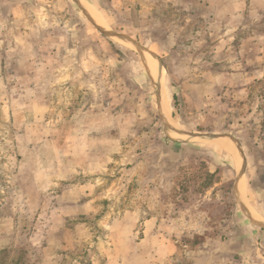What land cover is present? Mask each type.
Segmentation results:
<instances>
[{
  "label": "rangeland",
  "instance_id": "1",
  "mask_svg": "<svg viewBox=\"0 0 264 264\" xmlns=\"http://www.w3.org/2000/svg\"><path fill=\"white\" fill-rule=\"evenodd\" d=\"M235 1L0 0V264H264V0L237 11ZM148 53L185 138L168 131ZM31 95L42 108L23 105ZM18 114L40 135L36 161L51 151L65 162L63 135L87 133L99 169L43 180L35 218L21 213L19 235L6 236L3 212L21 208L11 191L25 180L12 176V155L31 152ZM218 137L235 143L241 168ZM72 200L87 205L71 221L78 238L63 243ZM46 222L49 248L37 247L30 230Z\"/></svg>",
  "mask_w": 264,
  "mask_h": 264
},
{
  "label": "crops",
  "instance_id": "2",
  "mask_svg": "<svg viewBox=\"0 0 264 264\" xmlns=\"http://www.w3.org/2000/svg\"><path fill=\"white\" fill-rule=\"evenodd\" d=\"M255 2L259 0H254ZM246 6V1L245 0H236L235 3L233 4V9L238 10ZM20 100L23 101V105L25 106H39L41 107L42 102L41 98L38 97L37 95H31V96H20ZM37 102H39L37 104ZM23 107V106H22ZM42 108V107H41ZM45 111V112H44ZM31 110H29V113ZM42 115L46 114V110H42ZM22 121L27 122L29 126L23 127L22 130L27 132L31 131L30 127V121L32 119L29 118L27 120V117L24 116L22 119V116L19 114L13 118V127L17 129L16 132H19L20 127L17 126V123H21ZM24 126V125H23ZM29 133L26 135V137L29 138V143L28 147L31 150L29 154L26 157H22L21 159L19 158V155L13 154L12 158V164H11V171H12V176L16 177H24L25 180L21 182H16L14 187L12 188L13 190L11 191V197L12 201L11 204H17L21 203V208L20 207H8L2 215V223H1V231L4 235L8 236H17L20 233L21 228L18 226V219L21 215H24L27 219H30V217L35 218V214L32 211L33 205L36 201V195L40 193L41 188L43 186L44 181L43 180H54V178H59L61 179H68L71 177H74L78 173H82L83 171H95L99 169L98 161H99V152L98 151H93L89 147L94 145V140L88 136L87 133H73L69 134V132H66L63 135V139L65 140V147L60 148L58 150L60 154L64 156L65 162L59 163L58 162V155L56 152H51L47 151L44 155V158L42 159V162L36 161L35 154H34V147L30 146L31 143L36 142L37 138H40V135L33 133V132H27ZM38 133V132H37ZM18 134H15V141L17 143L19 142ZM22 134V133H21ZM20 136V135H19ZM31 137V139H30ZM36 139L35 141L32 140ZM85 145L83 147L81 146V142ZM79 143V146H77V143ZM61 156V155H59ZM15 157V160H14ZM59 163V164H58ZM92 165L95 166L93 169ZM90 168V169H89ZM92 168V169H91ZM85 183H90L91 188H94L95 185H98V183L94 184V181L91 180L90 182H85ZM85 183L82 184L80 183L78 185L82 186L85 185ZM21 193V194H20ZM23 197V198H21ZM40 199V198H39ZM74 204H79L75 209L73 207H65L63 209V217L64 220L67 221V224L71 225H65L61 232V242L63 243H70L75 241V238H78L76 236L77 234V225L72 224V219L77 218L79 213H83L84 207L87 205L85 202H80V200H72ZM81 208L78 211V209ZM19 209V210H18ZM20 211V212H19ZM154 219L152 217H147L146 222H145V230H152L154 228ZM31 233L36 234L38 233V236H42L43 240L38 241L35 243L37 247H45L49 248V241L47 240V237L52 233L51 226L49 225L48 222L45 223L43 228L37 229V227L34 225L32 226ZM147 235V234H146ZM57 246L50 245V248H56ZM110 248V247H109ZM116 247H114L115 249ZM59 248L56 249L58 251ZM110 250H113L110 248ZM123 250H130V245L127 244L126 242L123 243ZM32 261V260H31ZM35 263H38L36 260L33 259ZM30 264V263H29ZM43 264H59V259L55 257V255L49 256L47 259L43 261ZM88 264H97L95 261L88 262ZM109 264H115V262H109Z\"/></svg>",
  "mask_w": 264,
  "mask_h": 264
},
{
  "label": "bare ground",
  "instance_id": "3",
  "mask_svg": "<svg viewBox=\"0 0 264 264\" xmlns=\"http://www.w3.org/2000/svg\"><path fill=\"white\" fill-rule=\"evenodd\" d=\"M87 9L89 10L91 16L93 17V19L98 22L102 27L107 28L106 24L104 23V21L102 20V16L100 14V12L93 8V7H87ZM149 55V53H148ZM150 56V55H149ZM150 58L152 59V72H153V78L155 80V84L157 86L158 92H159V97H160V109H161V113L163 116L166 117V119L169 121L168 125V131L171 134V136L173 138H177L182 139L185 138L186 135H182L180 133H178L176 131L175 128V123H173L172 120H170L169 117V111H168V98L167 95L165 93V77L162 73V69L160 67L159 61L153 57L150 56ZM174 124H172V123ZM177 126V125H176ZM180 129V128H179ZM182 131V130H181ZM189 137V136H188ZM190 139H192V137L190 136ZM212 141H214V143L216 145H218V147L222 148L224 151L228 152L229 154L232 155V157L234 158V162L237 165L238 168H241V164H242V157H241V153H239L237 146L235 145V143L228 137H218L216 139H213ZM245 181L240 178V180L237 182V192L239 194V197L243 200L245 194H246V186H245ZM250 212V211H249ZM252 213V212H250ZM253 217L255 218H259L257 217V215H255L254 213H252ZM260 220V218H259Z\"/></svg>",
  "mask_w": 264,
  "mask_h": 264
},
{
  "label": "trees",
  "instance_id": "4",
  "mask_svg": "<svg viewBox=\"0 0 264 264\" xmlns=\"http://www.w3.org/2000/svg\"><path fill=\"white\" fill-rule=\"evenodd\" d=\"M175 143H178V141H176V140H173ZM213 176V174H210V177H212Z\"/></svg>",
  "mask_w": 264,
  "mask_h": 264
}]
</instances>
